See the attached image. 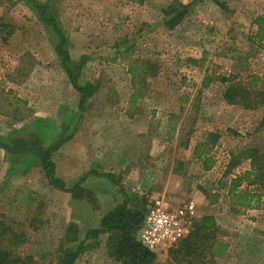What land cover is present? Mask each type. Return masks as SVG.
Instances as JSON below:
<instances>
[{"label":"rangeland","instance_id":"rangeland-1","mask_svg":"<svg viewBox=\"0 0 264 264\" xmlns=\"http://www.w3.org/2000/svg\"><path fill=\"white\" fill-rule=\"evenodd\" d=\"M32 2L46 5L66 36L79 84L99 85L83 111L56 53L60 37ZM173 2L187 5L189 14L168 31L161 11ZM258 16L264 0H0V23L14 29L7 42V29L0 32V233L10 228L24 241L9 246L0 236V245L37 264H58L109 210L107 198L129 196L146 206L158 198L174 206L193 201L199 212L203 198L180 172L188 174L189 166L197 189L221 177L231 151L264 150V108L225 104L217 81L247 84L255 77L264 89V47L248 41ZM148 63L156 75L138 77L134 86L130 65ZM205 77L214 83L203 89ZM92 133L105 134L104 141L90 144ZM210 133L220 137L217 171L200 177L186 147ZM35 138L43 148L70 146L68 164L58 150L53 154L57 177L72 178V188L84 176L83 186L98 197L57 190L35 153L9 150ZM118 236L86 241L75 264H125L114 252ZM156 255L153 264H175L169 250Z\"/></svg>","mask_w":264,"mask_h":264},{"label":"trees","instance_id":"trees-1","mask_svg":"<svg viewBox=\"0 0 264 264\" xmlns=\"http://www.w3.org/2000/svg\"><path fill=\"white\" fill-rule=\"evenodd\" d=\"M32 4L40 11L41 20L52 26L54 32L60 37L56 53L62 59L63 68L68 75L71 85L80 96L79 109L83 111L87 101L98 92L99 85L88 84L82 86L79 84V68L78 73H75L71 67V56L66 49L68 42L66 36L60 29L56 19L54 17H47L49 8L46 5H38L36 2H32ZM188 10L189 7L187 5L179 2H173L164 7L161 12L165 29L173 31L179 27L188 16ZM253 25L255 26V31L248 37V41L251 44L264 47V16L256 17ZM5 29H7L5 32L7 37L3 41L7 42L13 35L14 29L11 25L0 23V32ZM129 73L133 75L134 86L136 85V78H146L150 73L152 76L156 75L155 70L150 67L149 63L137 69L133 65H130ZM217 81L225 86L222 98L227 105L240 106L247 111L264 108V89L259 86V79L254 77L247 84L232 82L229 78L217 79ZM213 83L214 80L211 77H205L201 86L205 89ZM219 139L220 137L216 133H210L194 149L195 157L201 160L205 171H210L215 164L211 152ZM61 145L62 143H59L56 147L43 148L41 143L35 138L34 141L27 144L16 141L14 147H11L9 150L18 155L28 152L35 153L39 158L42 171L49 185L59 191L70 193L75 199H82L81 193L83 189L81 186L85 178L81 179L74 188L68 189L64 180L57 177L56 165L52 157ZM228 157L225 166L226 177L233 174L235 169L242 168L244 164H247V168L244 171H241V173L236 174L229 180L230 184L227 196L230 206L239 210L260 207L264 203V150L259 147H248L231 151ZM108 176L112 177L113 175L108 174ZM209 196L210 204H214L220 195L210 193ZM131 200L129 196L125 197L124 203L121 206L107 213L102 218L98 229H91L86 233L85 241L82 242L77 250H65L63 255L60 256L58 264H75L86 241L96 240L105 235L112 236L116 234L121 236L117 237L113 248L120 260H123L125 264H153L157 255L143 247L139 240L136 241L135 237H133L141 229L147 212L146 205L144 202L139 203L137 200ZM133 202H138L140 208H130L129 205ZM218 231V225L214 217H203L200 222L194 225L189 235L177 247L169 250L174 263L184 264V262H187V264H193L192 262L194 261L206 260L208 264H215L214 258L222 256L224 252V246L217 240ZM0 234L3 241L10 242L9 246L13 245V242H16L17 246L24 242L22 241L23 235L16 233L13 229L2 227V233ZM7 234H10V239L4 240L6 236L8 237ZM11 248L0 245V264H37L32 256H20L15 254Z\"/></svg>","mask_w":264,"mask_h":264},{"label":"crops","instance_id":"crops-1","mask_svg":"<svg viewBox=\"0 0 264 264\" xmlns=\"http://www.w3.org/2000/svg\"><path fill=\"white\" fill-rule=\"evenodd\" d=\"M221 99L223 101L222 95H221ZM93 135L94 134L92 133V135L90 136L91 137L90 144H96V143L100 144L101 142L104 141L105 134L96 133L95 138L93 137ZM73 140H71V141L73 142ZM201 141H203V140H201ZM198 143L199 142L191 143V141H189L187 143V147H186V148L191 149L194 160L198 161V169H197L198 173H196V174L200 177H203L206 173H208V174L209 173L210 174L216 173L215 171H217V170H215V169H216V164L218 163V161L215 158L213 151H214L215 147L217 146V144L211 152V155L215 160V164L210 171H205L203 169L201 160H198L194 154V149ZM76 146L80 147L78 144ZM48 148H50V147H48ZM114 148H118V146L114 145L113 149ZM82 149L83 148L80 147V150H82ZM58 151L61 153V155L63 154L65 164H68V162H69L68 156L71 152V147L68 146L66 143H63L58 148ZM80 155H81V153H80ZM99 160H101V159H99ZM74 161H76V160H74ZM53 162L56 165V162L54 160H53ZM91 162H93V161L91 160ZM188 164H190V162L186 163L187 166H188ZM180 166L181 167L183 166L182 162H180ZM58 169H59L58 166H56V170H58ZM187 169L189 171L188 174L180 172L178 174V177L183 176V177L190 179V182L192 184L190 192L191 193H196V192L200 193V196H202V198H203V204H202L199 212H198V208H197L196 220L194 221L193 227L196 223L200 222L201 219L205 216L214 217L216 222H217V225H218L219 231H218L217 240L224 246V252H223L222 256H216L214 258L215 263H218V262H220L222 264H226V263L232 264L233 262L235 264H262V263H264V203L261 204V206L258 208L239 210V209H234L230 206L229 199L227 196L229 184H230L229 180L232 177H234L236 174L241 173V171H244L245 168H243V169L241 168L240 170L236 169L233 174H231L229 177H226L225 176L226 168L224 166V168H221V170H222V174L220 175L221 177H219L213 183L206 181L205 185H203L202 187L197 185V189L195 188V183L199 178L193 177L194 173L191 172L189 166ZM111 174L114 175L113 173H111ZM175 174L177 175L176 172H175ZM69 178L64 177V179L63 178H61V179L64 180L68 189H72L78 184V182L81 179L84 178V176L81 178L79 177L77 184L75 183V185L72 188L68 187L69 181L72 179V178L71 179H69ZM81 188L83 189V192L81 193L82 199H83V197H86V196L90 197V195H92L93 197L94 196L98 197L92 191L87 192V189L83 186V184H82ZM206 191H209V192H206ZM208 193L220 195L216 203L210 204V202H209L210 196ZM136 195H135V197H140V196H136ZM106 202H107L106 207L109 210H107L105 215L107 213L113 211L117 207L121 206L124 203V199H123V201L117 202L116 200H114V198L113 199L107 198ZM138 204H139L138 202H133L132 204L129 205V207L130 208H136L137 207V209H138V208H140ZM143 206H144V203H143ZM147 206H145V208H147ZM142 208L144 209V207H142ZM103 217H100L95 222V224L93 225V229H98L100 227L101 220Z\"/></svg>","mask_w":264,"mask_h":264},{"label":"built area","instance_id":"built-area-1","mask_svg":"<svg viewBox=\"0 0 264 264\" xmlns=\"http://www.w3.org/2000/svg\"><path fill=\"white\" fill-rule=\"evenodd\" d=\"M196 211L192 201L174 206L168 199L158 198L147 206L139 242L155 254L177 247L192 231Z\"/></svg>","mask_w":264,"mask_h":264}]
</instances>
